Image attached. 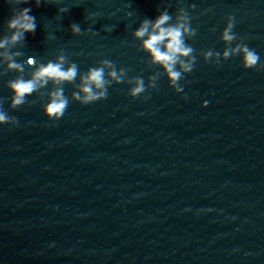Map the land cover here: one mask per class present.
I'll use <instances>...</instances> for the list:
<instances>
[{"label":"water","instance_id":"water-1","mask_svg":"<svg viewBox=\"0 0 264 264\" xmlns=\"http://www.w3.org/2000/svg\"><path fill=\"white\" fill-rule=\"evenodd\" d=\"M178 2L21 5L37 28L17 48L21 59L44 62L64 49L81 71L109 59L147 84L155 68L131 33L166 5L174 14ZM185 3L196 4L198 28L188 41L197 63L181 81L187 101L162 76L136 99L122 83L88 105L65 85L59 121L36 96L31 107L4 104L18 125L0 126V264H264V70L244 69L238 56L219 65L199 56L223 51L220 33L233 14L238 38L264 61V0ZM11 15L0 0V35ZM72 23L84 34L72 35ZM14 76L0 79V97L11 95L5 82Z\"/></svg>","mask_w":264,"mask_h":264},{"label":"clouds","instance_id":"clouds-1","mask_svg":"<svg viewBox=\"0 0 264 264\" xmlns=\"http://www.w3.org/2000/svg\"><path fill=\"white\" fill-rule=\"evenodd\" d=\"M7 2L11 6L12 15L7 20L6 31L0 35V79L9 73H15V76L5 82L11 95L6 98L0 97V126L18 125L17 117L9 115L5 110V103L13 110L25 104L31 107L37 102L29 100L32 96L39 99L43 113L49 121H59L69 105L65 85H71L74 89L71 93L72 101L88 105L107 99L108 90L114 84L129 85L127 95L136 99L148 89L157 90L158 82L164 76L168 80V86L175 93H184L182 98L185 101L189 99L181 81L194 70L197 63L196 50L188 43L198 34V28L192 26L196 18L190 15V12L196 9V4H186L185 0H179L174 14L169 11L171 5H166L154 18L141 20L132 31V37L139 42V50L148 56L147 64L150 68H155L148 76L146 84L142 76L129 77L130 69L125 67L118 69L109 59H101L87 71H81L79 65L65 54L64 49H60L54 59L46 62L34 56H29L26 60L21 59L25 53L17 46L23 48L26 44V35L34 34L37 28L36 17L31 14L32 8L21 5H30L34 2L38 7L42 2L59 4L61 0H7ZM59 11L67 12L68 8L63 7ZM132 15L131 12L128 13L129 17ZM96 16L94 13L87 19L95 20ZM235 26V15L229 14L220 33V41L224 44L223 51L208 48L200 51L199 56L206 64L213 65H219L222 60L228 61L238 56L244 69L264 70V61H261L259 53L250 48L243 39L238 38L234 31ZM69 29L72 35L84 34L78 23H72ZM104 30L111 32L113 27L105 26ZM46 39L55 40L56 37L49 33ZM29 68L31 72L26 75V69ZM207 104L208 101L205 100L201 106L207 107ZM51 246L54 247V244Z\"/></svg>","mask_w":264,"mask_h":264}]
</instances>
